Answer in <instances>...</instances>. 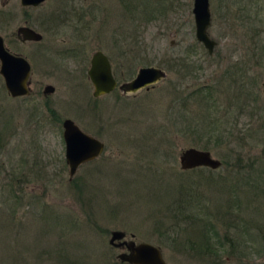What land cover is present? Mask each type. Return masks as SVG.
I'll use <instances>...</instances> for the list:
<instances>
[{"label":"rangeland","instance_id":"374dc122","mask_svg":"<svg viewBox=\"0 0 264 264\" xmlns=\"http://www.w3.org/2000/svg\"><path fill=\"white\" fill-rule=\"evenodd\" d=\"M128 1L0 0V34L32 66L24 97H10L0 75V264H128L109 243L115 230L160 247L167 264H215L184 247L203 226L228 238L218 264H264V0H209L211 54L196 39L193 0ZM20 25L42 41H17ZM98 49L119 84L144 66L166 77L95 98L87 70ZM45 84L55 87L47 96ZM196 91L205 101L184 100ZM65 118L105 144L72 180ZM206 124L232 142L210 139ZM189 147L222 165L182 170ZM235 150L243 169L230 174Z\"/></svg>","mask_w":264,"mask_h":264},{"label":"water","instance_id":"95a60500","mask_svg":"<svg viewBox=\"0 0 264 264\" xmlns=\"http://www.w3.org/2000/svg\"><path fill=\"white\" fill-rule=\"evenodd\" d=\"M46 0H20L23 7H37ZM192 13L195 22V36L207 52L211 54L216 46L208 32L211 24V12L209 0H193ZM21 40L40 41L42 34L33 28L23 25L16 30ZM31 65L28 60L20 55L11 53L4 44L0 34V75L3 78L5 89L11 97L26 96L30 93ZM90 82L93 85V96L112 92L117 81L112 73L111 63L107 55L101 50L93 52L90 57V65L87 70ZM166 77L164 69L157 66L140 67L135 76L119 85V89L125 93H136L141 89H149ZM55 87L51 84L44 86V94H51ZM264 90V84H263ZM63 140L65 143V161L69 168V179L76 174L80 165L92 161L102 154L105 145L100 139L83 131L74 120L65 118L62 122ZM182 170H190L197 167L216 169L222 162L213 157L208 150L189 147L184 149L179 156ZM123 231L111 232L109 243L116 247H124L127 251L120 252L118 258L128 264H167L160 247L148 242L135 243L133 240H122ZM118 240V242H116Z\"/></svg>","mask_w":264,"mask_h":264},{"label":"trees","instance_id":"16d2710c","mask_svg":"<svg viewBox=\"0 0 264 264\" xmlns=\"http://www.w3.org/2000/svg\"><path fill=\"white\" fill-rule=\"evenodd\" d=\"M125 4V0H122ZM128 1V0H127ZM129 3V1H128ZM127 4V3H126ZM127 6H129V4H127ZM257 10L255 11L254 15L255 17L258 16L259 12L261 11V9H258V7L256 8ZM67 20V19H66ZM177 65L182 66L181 64H184L182 67H185V62L186 60L183 57H177L174 59ZM201 91H196V92H192L191 95L188 97L186 96L184 98V100H186L187 98H190L192 96H195L193 98H196V102L200 101V96L201 95ZM203 99V98H202ZM205 101L204 99L201 100ZM209 114V113H208ZM207 114L202 116V119H206ZM248 130V137H254L256 136V132L257 130H250L249 128ZM206 134L210 135V139L212 138V136L216 137L217 141H222L225 142L227 144L231 143V139L229 138V136L227 135V132L223 129H218L215 126H210L209 124L204 127V130ZM205 146H207V144H204ZM206 148V147H204ZM242 148V147H241ZM234 154L236 155V162L233 165H229L227 163V161L225 162L227 169H231V171H229L230 174L233 173V171L237 172V171H241L243 169L242 166V153L240 151L235 150ZM185 173V172H184ZM226 181L222 182V180L216 179V177H211L208 178V181L213 183H218V182H222L223 184H226L228 181V176L225 175ZM224 178V179H225ZM72 180V179H71ZM183 185H181V187L183 188H189V176H186V178L182 177L181 178ZM198 237V241L197 240H193V241H187L186 244L184 243V247L187 248L189 251H194L199 257L203 258V259H208L210 260L212 263L214 262L215 264L219 263V257H220V253L219 251L223 250L224 247V243L225 240L227 241V237L225 236L224 238H221L217 235V233L211 234L210 230L204 229V226L202 227V230L199 229L197 236ZM188 245V247H187Z\"/></svg>","mask_w":264,"mask_h":264},{"label":"flooded vegetation","instance_id":"af4514ba","mask_svg":"<svg viewBox=\"0 0 264 264\" xmlns=\"http://www.w3.org/2000/svg\"><path fill=\"white\" fill-rule=\"evenodd\" d=\"M20 26H23V25H20ZM26 26H28V25H26ZM19 27V26H18ZM17 27V28H18ZM30 27V26H29ZM17 28H16V30H17ZM32 28V27H31ZM34 29V28H33ZM16 30H15V32H14V37H15V39L17 40V41H19V42H21V43H25V42H35V43H39V42H41L42 41V39H43V34H42V39L40 40V41H33V40H25V41H23V40H21L20 38H18V35H17V32H16ZM34 30H36V29H34ZM37 31V30H36ZM37 32H39V31H37ZM2 38H3V41H4V44H5V47L9 50V48L6 46V41H5V38L2 36ZM98 50H100V49H98ZM10 51V50H9ZM97 51V50H96ZM102 51V50H101ZM11 53H13V54H16V55H20V56H22V57H24V58H26L25 56H23L22 54H19V53H14V52H12V51H10ZM103 52V51H102ZM105 53V52H104ZM106 54V53H105ZM107 55V54H106ZM107 57H108V59L110 60V58H109V56L107 55ZM27 59V58H26ZM28 60V59H27ZM28 62H29V60H28ZM30 63V62H29ZM110 63H111V69H112V73H113V75H114V77H115V79H116V81H117V86H116V88H118L119 89V85L121 84V83H123V82H125V81H123V82H121L120 84L118 83V80H117V78H116V76H115V72H114V69H113V65H112V61L110 60ZM30 65H31V63H30ZM31 72H32V66H31ZM31 72H30V77H29V79H30V93H31ZM166 72V71H165ZM88 75V74H87ZM133 78V77H132ZM131 78V79H132ZM130 80V79H129ZM128 81V80H127ZM45 85H47V84H45ZM44 85V86H45ZM152 87V86H151ZM115 88V89H116ZM114 89V90H115ZM43 90H44V87H43ZM43 90H42V94L44 95V96H47V95H49V94H44V92H43ZM113 90V91H114ZM120 90V89H119ZM146 90H148V89H146ZM121 91V90H120ZM140 91V90H139ZM122 92V91H121ZM29 93V94H30ZM111 93V92H110ZM123 93V92H122ZM28 94V95H29ZM93 94V93H92ZM123 94H125V93H123ZM134 94V93H133ZM105 95V94H104ZM27 96V95H26ZM101 96V95H100ZM100 96H98V97H100ZM11 97V96H10ZM21 97H24V96H21ZM95 97V96H94ZM98 97H95V98H98ZM12 98H18V97H12ZM84 131V130H83ZM97 138V137H96ZM99 139V138H98ZM102 141V140H101ZM103 142V141H102ZM105 145V144H104ZM124 247L126 248V245H124Z\"/></svg>","mask_w":264,"mask_h":264},{"label":"bare ground","instance_id":"6f19581e","mask_svg":"<svg viewBox=\"0 0 264 264\" xmlns=\"http://www.w3.org/2000/svg\"><path fill=\"white\" fill-rule=\"evenodd\" d=\"M146 2V1H145ZM195 90V89H194ZM185 205V204H184Z\"/></svg>","mask_w":264,"mask_h":264}]
</instances>
